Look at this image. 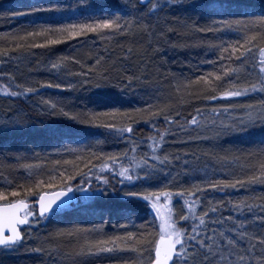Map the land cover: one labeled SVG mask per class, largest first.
Wrapping results in <instances>:
<instances>
[{
  "label": "trees",
  "instance_id": "obj_1",
  "mask_svg": "<svg viewBox=\"0 0 264 264\" xmlns=\"http://www.w3.org/2000/svg\"><path fill=\"white\" fill-rule=\"evenodd\" d=\"M49 3L60 7L51 11H30L32 8L46 7ZM134 8L142 9L138 0H0V56L26 59L31 69L46 65L49 61L58 65L66 80L73 85L66 91L45 82L41 85L35 82L33 92L49 95L48 105L50 101L56 107L42 111L29 110L24 106L21 95L9 94L10 91L20 92L10 82L15 78L11 76L12 69L18 68L0 64V89L5 85L9 89L0 92L8 100L23 105V122L35 128L32 132L0 134V189H5L8 184L13 187L30 186L27 179L29 174L42 173L34 178H42L50 187L42 184L40 188H33L31 193L23 192L22 188L16 189L20 193L18 198L25 199L29 209L34 212L32 205L39 197L36 193L61 190V182L67 183L66 176L69 174L74 175L71 183L78 184L80 176L74 172L78 168L80 172L91 169L93 186L104 188L112 196L106 200L98 197L90 199V206L84 205L87 199L77 198L71 205H79L77 208L39 219L40 226L36 229L28 226L31 230L23 235L21 245L28 244L10 257L27 256L30 262L36 260L43 264L46 260L48 264H84L86 260L81 259V246L86 249L85 239L89 238L82 230L74 229L73 222L77 217H73L101 205L105 208L104 217L87 214L89 218H96L94 227L99 228L101 233L98 240L109 237L119 239L109 240L105 245L112 251L97 253L99 257L90 256L91 259L85 264H146L148 255L127 247L130 238H126L124 233L134 232L138 237L140 233H145L144 239L151 240L152 234L159 232L157 209L154 213L152 207L155 197L151 200L142 198L151 193L145 187L136 185L134 191L141 192L142 197L121 196V180L125 181L126 178L119 173L123 167L130 168L133 174L130 161L133 145L136 151L144 149L148 151L145 155L151 156L149 138L159 140V133H165L159 145V149L164 147L160 156L163 157L166 150L168 153L165 155L180 157L179 161L171 160L166 164L164 172L156 175L151 182L158 184L156 188L160 190L164 187V173H172L170 188L178 189H168L170 199L161 196L156 201L159 215L167 209L164 200L171 205L179 203L186 210L184 201L187 200L193 205L200 204V209L206 211L207 199L214 197L216 203L213 207L218 210L204 219L213 229L223 231L231 228L233 220L223 223L231 216L234 219L247 217L252 225L249 232H264V228L258 227L259 221L253 222L254 216L264 212V184L257 182L247 187L221 190L220 187L211 188L204 183L205 180L218 183L224 179L242 178L241 173L252 175L253 170L258 174L260 163L264 160L258 152L259 148L264 147V127L257 123L247 131L235 130L237 134L228 135V132H224L220 134L221 137L217 135L212 138L185 123L196 115L197 109L205 113L210 103L224 101L226 97H219V91L231 90L236 81H244L247 70L253 71V63L259 65L258 51L264 48V27L260 26L258 18L264 16V0H169L168 7L151 18L156 20V24L151 23L154 29L151 35L143 24L137 26L135 23L126 32L101 27L93 32L80 27L82 24H94L96 20L115 19L116 16H121L119 23L124 24L135 20L138 13L128 11ZM221 20L228 21L230 27L214 24V21ZM254 20L257 21L255 25L251 23ZM49 25L53 29L65 26V31L46 33L45 36L26 35L39 33ZM71 25L76 27L73 29ZM201 28L211 31H200ZM73 31L82 34L69 35ZM48 36L59 42L44 43ZM221 46L227 51H221ZM232 48H236L235 54ZM246 48L254 53V57L240 55ZM217 57L226 59L221 61ZM224 68L229 69V83H224L227 79ZM206 73L209 74L207 82L196 79ZM217 76L220 80H217ZM209 84L222 86L219 91H213ZM208 94L218 98L205 99ZM240 96H247L250 100L248 104L264 98L250 91ZM247 103L235 106L236 111L228 113L225 125L240 116V109ZM93 112L109 114L93 120ZM168 115L175 118V124L167 123L164 117ZM87 120L93 122L87 123ZM107 124L115 127L109 129ZM129 124L133 128L132 133L119 132L120 128H126ZM178 125L183 126L184 131ZM201 137L205 139L202 141ZM210 145L215 147L212 153ZM114 146L117 149L111 155L121 160V165L115 169L99 168ZM195 146L197 148L194 149ZM125 152L127 159H123ZM101 153L106 154L105 157L102 158ZM233 157L236 159L233 160ZM185 161H188L187 168L184 167ZM190 169L204 171L203 176L195 172L191 175ZM97 175H104L108 185L97 181ZM88 178L85 176V179ZM181 189L195 193L198 199L178 196ZM7 199L12 200L13 197L8 195ZM242 201L250 205L251 210L243 207L237 211L236 205ZM98 211L95 212L99 214ZM178 223L188 229L194 225L196 228L203 226H197L198 222H192L190 218ZM118 228L122 229V233L115 234ZM197 232L200 236L204 233L198 229ZM206 235L211 236L212 233ZM229 235L238 237L237 233L229 232ZM90 236L95 240L94 234ZM84 255L87 256L86 253Z\"/></svg>",
  "mask_w": 264,
  "mask_h": 264
},
{
  "label": "snow or ice",
  "instance_id": "obj_2",
  "mask_svg": "<svg viewBox=\"0 0 264 264\" xmlns=\"http://www.w3.org/2000/svg\"><path fill=\"white\" fill-rule=\"evenodd\" d=\"M174 2V0H173ZM138 3L144 9L141 11L140 8L128 9V11H135L138 13L135 20L126 21L124 24L119 23L121 20V16H116L115 19H102L96 20L94 24H82L80 27L82 29H87L88 31H96L97 27L101 28H111L116 29L118 31H128L129 28L135 23L137 26L143 24L144 28L148 31V34L151 35L154 32L151 25V18L153 16H158V14L165 10V8L169 5V0H138ZM60 6L58 4L49 3L46 7H36L32 8L31 12H41V11H51L53 9H58ZM123 11V10H122ZM259 24L261 27H264V16L258 18ZM221 24L223 26L230 27L228 21H214V24ZM235 23L239 24V21ZM253 25L257 23L256 20L251 21ZM74 29L76 26L71 25ZM247 30V29H246ZM63 32L65 31V26H57V28L53 29L51 25H49L46 29H43L39 33H26L27 36H45L46 33H54V32ZM200 31H211V29L201 28ZM80 32H71L69 35H81ZM59 41L56 39L50 38V36L46 37L44 43L46 44H54ZM247 42V37H246ZM227 43V42H225ZM255 45H253L254 47ZM221 51H227V48L221 46ZM232 53H236V48H232ZM260 53V63L259 65L253 63L252 70L255 71L256 68H259L258 72V80L253 83H248L243 89L236 88L235 85H232L235 90H223L219 91L218 86H213L209 84V87L213 89V91H219V97H237L242 94H247L249 91L252 93H259L262 97H264V48L259 49ZM7 54V53H5ZM254 57V53L250 49H244L243 52L240 53L241 56ZM218 59H223L222 57H217ZM222 66V64H221ZM53 68L58 67V65L53 64ZM224 75L227 79L224 83H229L231 81V77H228V68L223 69ZM208 75L204 74L203 76H197V80L208 81ZM217 80H220V77L217 76ZM87 83V81H84ZM54 87H61L60 84L53 85ZM72 84H67L66 87L71 88ZM23 88L21 92L10 91L9 94L11 96L24 95L29 92H33L32 88ZM0 91H9L8 85H5L3 89ZM218 97L216 95L208 94L205 96V99L214 100ZM49 104L52 108H55V104ZM145 107H148L147 105ZM229 109L236 111V109L232 108V105L229 104L223 107L224 112H228ZM116 111V109H113ZM217 110L213 109V113ZM241 115L236 119L230 121L227 125L221 122L219 127L216 126L215 121H206L203 118V113L197 109L196 115H193L190 120H186L185 123L188 125H195L197 128L202 131H214L215 135H219L222 132H230L233 130L239 131H247L250 127H255L257 123L260 126L264 127V98L256 101L252 104L246 105L244 108L240 109ZM67 114V113H66ZM109 113H97L93 112L92 117L93 120L100 115H108ZM155 115V113H152ZM200 117V119H198ZM75 118V117H74ZM164 119L169 123L175 124L176 120L172 115L165 116ZM93 120H87L85 122L92 123ZM210 125V126H208ZM107 128L113 129L115 126L113 124H107ZM181 131H184L183 126L178 125ZM132 133L133 128L129 124L126 128H120L119 132ZM165 133H159V140L150 137L149 142L151 144L150 151L153 153L151 157L143 158L142 162L144 164V168H138L137 174H132L130 172V168L121 167L120 176L125 177L128 181L139 180L141 176L139 172H143V179L148 180L161 172H164L165 165L170 163L171 160L179 161V156L169 157L167 155L161 157L157 155V150L159 145L163 142ZM199 138V137H197ZM143 143V141H141ZM132 151H136V146L133 145ZM261 157H264V147L258 149ZM101 157H105L106 154L101 153ZM250 155H254V153H250ZM123 159H127V152L124 153ZM227 159V157H225ZM233 160L236 158L233 157ZM117 165H121V160H118L115 155H107V159L104 160L103 163L99 164V168L115 169ZM188 161L184 162V167L187 168ZM26 167H31L30 165H26ZM94 167H96L94 165ZM131 167V166H130ZM75 175L80 176V181L78 184H72L71 182L74 179L73 174H69L66 176L67 183H64L63 180L61 182V190L52 193L51 198L46 199L49 195L47 192H37L36 194L39 196L38 205H39V214L38 218L34 221H29L28 217L34 216V212L30 209H27L25 199L18 198L20 193L16 190L17 188H22L23 192L31 193L33 188H40L42 184L45 187H50L51 185L45 184L42 178H34V176L39 177L42 173H30L27 179L30 181V186H22L16 185L13 187L11 184H8L5 189H0V246H3L6 249H13L17 247L23 239L21 231L18 230L17 225H25L29 226L32 223H39V219H42L47 214L49 217L59 215L61 211H63L66 207H68L74 199L83 198V199H93L99 197L101 195H106L104 188L99 186H93V181L91 176L93 172L91 169H88L86 172H80L79 169H74ZM167 175V173H164ZM85 176L89 177L85 179ZM242 178H233L231 180H220L218 183H213L211 180H205L204 183L211 188L220 187L221 190L227 187H247L252 184H256L257 182L264 184V160L261 161L259 166L258 174H256L255 170H253L252 175H244L241 173ZM96 180L102 182L105 186L108 185V180L104 175H97ZM124 183V180H121V184ZM170 183V182H169ZM11 189V191H8ZM200 191V189H197ZM76 194H80L79 197ZM10 195L13 197L12 200H8L7 196ZM125 196L129 197H142V193L139 191L134 192H126ZM170 192L167 186L163 187L160 190H156L152 192L148 196H143L142 198L146 200H151L155 197L153 201L152 207L157 209V215H159V208L156 203L161 196L165 199H170ZM178 196H193L196 197L195 193L179 190L177 193ZM221 203V202H217ZM184 204L187 205V211L184 214H176L164 217L160 224L161 231L152 234L151 240H145V233H140V236H137V233L134 232H125L124 236L126 238H130L127 247L132 248L135 251H139L140 253H146L148 255V264H264V232H249L248 229L252 227L249 223L247 217L244 219H234L233 217H228L223 221V223H227L228 220H233V225L229 229H225L221 231L219 228L212 230L211 236L201 237L197 232L196 226H192L191 230L188 228H182L178 221H187L189 217L195 221L196 211L194 210V205L192 202L185 200ZM35 207V205H33ZM243 207H248L251 210L250 205H246L243 201L236 205L237 211H239ZM21 209H24L23 214H21ZM218 209L214 207H210L208 212H216ZM183 211V210H182ZM206 213H202L199 219V224L204 225V216H207ZM171 221V223H169ZM259 221L258 227L264 228V212L258 213L253 217V222ZM216 223H220V221H215ZM88 229H84V235L87 237L89 234ZM6 232L8 234H6ZM231 233H237L238 237H233L229 235ZM159 237L156 239V237ZM119 239V237H109L106 240H88L85 239V244L87 245L86 249L82 245L81 246V254H87L88 256H93L97 253L104 251H112V248L105 247L108 244L109 240ZM37 251H44L43 249H37ZM154 251V258L152 256V252ZM55 264V262H54ZM75 264V262H73Z\"/></svg>",
  "mask_w": 264,
  "mask_h": 264
},
{
  "label": "rangeland",
  "instance_id": "obj_3",
  "mask_svg": "<svg viewBox=\"0 0 264 264\" xmlns=\"http://www.w3.org/2000/svg\"><path fill=\"white\" fill-rule=\"evenodd\" d=\"M122 1V0H121ZM142 11L144 10L143 8L141 9ZM151 23L154 25L156 24V20H151ZM259 53V51H258ZM258 61L260 63V53L258 56ZM253 61H255V59H253ZM0 63H4L6 65H11V66H15L18 68L17 69H12V73L11 76L14 79H10L11 84L13 85V87H16L19 89V91L21 92L23 90L22 87L24 88H32L34 87L35 82H38V84L40 83H47V84H51V85H56V84H60L61 87H59V90H61L62 88H65L64 90H70L71 88L66 87L67 84H69V81L66 80L65 76L63 73H61V70L59 67L53 68L51 64V62L49 63V61L47 62L46 65H41V66H36L35 69H31L30 65H29V61L26 59H8L6 57L0 56ZM11 69V68H10ZM11 72V70H10ZM258 72H259V68L257 67L255 71H246L245 73V77H244V81H236L235 82V87L236 88H240L243 89L248 83H253L256 82L258 80ZM237 83V85H236ZM43 85V84H42ZM57 88V87H56ZM68 88V89H67ZM63 90V89H62ZM231 90H235L233 87H231ZM251 92V91H250ZM259 94V93H257ZM21 98L24 106H26L29 110L32 109L34 111H42L43 109H50L51 105H48V99L50 98L49 95L46 96L45 93H35V92H29L26 93L24 95H21ZM248 100L247 96H237V97H226V99L222 102L219 103H210L207 107V111L205 113H203V118L206 121H215V124L217 127H219L221 125V122H223L224 124H226L225 121L227 118L228 113H230L231 111H233L232 109H229L228 112H224L223 111V107L227 106L229 104L232 105V108L235 109V106L237 107L238 105H242L244 103H247ZM253 103V102H250ZM248 104V103H247ZM213 109H216L217 111L215 113H213ZM52 110V109H51ZM25 118L24 113H23V105L20 103H14L13 101L8 100V98L4 97L2 95V93L0 92V134L5 133V132H11V133H18V132H24V131H28V130H35V128L27 125L25 122H23V119ZM198 119H200V117H198ZM168 124H170L169 122H167ZM188 127L190 128H194V129H199L197 128L195 125H188ZM210 126V125H208ZM201 130V129H199ZM202 132V130H201ZM224 132L220 133L223 134ZM205 135H209L210 137L212 136L215 137L217 135L214 134V131H204ZM220 134L218 135V137H221ZM228 134H237L235 132V130L230 131L227 133ZM215 138V141L218 140ZM224 138V137H222ZM205 138L201 137V140L203 141ZM143 144V143H141ZM140 146V145H139ZM216 146V145H215ZM143 147V146H140ZM214 146L210 145L211 148V153L214 151V149H212ZM160 148V146H159ZM157 150V155H160V152L164 151V147H162L161 149ZM197 148V146L194 147V149ZM215 148V147H214ZM116 146L110 148V152L109 154H111L113 151H116ZM150 151V150H149ZM148 151L144 150V149H139V151H135L132 153V156H130V161L133 164V174H137V169L138 168H144V164L142 162L143 158L145 157V154H147ZM168 152L165 150L164 152V156L165 154H167ZM108 154V155H109ZM153 155V154H152ZM151 155V156H152ZM151 156H147V157H151ZM162 157V156H161ZM191 175H193V173L195 172V174H198L199 176H203V172L202 170H193L190 169ZM139 175L141 176V179L139 180H133V181H128L127 179H125L124 183H123V187L121 190V196L123 197H127L124 195V193L126 192H134V190H136V186H139L141 188H146L147 192H154L157 190V186L158 184H154L151 183L154 179H148V180H144L143 179V172H139ZM173 174L172 173H168L167 175H164L165 177L162 179V186L164 185L167 186L168 189H171L170 186L171 184L169 183L171 180V176ZM195 176V175H194ZM157 177V176H155ZM169 177V178H168ZM167 178V179H166ZM166 179V180H165ZM136 185V186H135ZM160 186V187H162ZM176 188V187H175ZM149 189V191H148ZM144 190V189H143ZM173 191L178 190V189H171ZM112 197L111 195H101L98 197V199H103L106 200L107 198ZM85 200V199H84ZM90 199H87V201L89 202ZM207 204H205V209L201 210L200 209V204H195L194 205V210L196 211V217L197 219L195 221H193V219L191 217H189L192 222H198L196 225L199 226V219L201 217L202 213H208L207 215H213L212 212H208V209L210 207L214 206V203H216L215 198L214 197H209L207 199ZM85 202L84 205H91V202ZM167 209L163 210V212L160 215H157V219L159 220V231H161L162 229L160 228V224L162 222V219L164 217L170 216V215H176V214H184V212H186L187 210L185 209V206L183 205H178L179 203H176L174 205L169 204V202H167V200H164ZM75 203V202H74ZM79 205L73 206V207H69L65 210H73L75 208H77ZM187 206V205H186ZM163 208V206H162ZM183 210V211H182ZM160 211V210H159ZM153 212L155 213V209L153 208ZM35 214V213H34ZM97 215L96 212L90 214L91 217H95ZM35 219H37V217L34 216H30L28 217L29 221H34ZM96 218H89L88 216H80L78 218H76L73 222V224L75 225L74 229H80L83 230L84 229H88L89 234L87 235L89 240H93L91 239L92 236H90V234H94V238L95 240L100 239L101 233L99 228H95L94 226L96 225L95 220ZM203 219H206V216L203 217ZM40 222V221H39ZM95 222V223H94ZM181 222V221H178ZM169 223H171V221H169ZM40 223H32L30 226H32L31 229H36L38 228L40 225ZM30 228H26L23 230V235H26V232H29L31 230ZM198 230H203L204 233L201 235V237L206 236V234L209 232L212 233L213 226L210 224H206L205 220H204V225L197 228ZM122 230V229H121ZM191 230V228L189 229ZM159 238V237H158ZM157 238V239H158ZM28 243H25L23 245H18L17 247L10 249V250H0V264H43V262H39L36 260H31L28 259L27 256H17V257H9L11 255H13L16 252L22 251L23 246H25ZM28 251V250H27ZM27 251H23V253H28ZM6 255V256H5ZM152 256L154 258L153 252H152ZM86 261H83L84 264L89 261L91 258L90 256H86V255H82L81 259H84ZM76 259H80V257H76ZM45 264H48V261H44Z\"/></svg>",
  "mask_w": 264,
  "mask_h": 264
},
{
  "label": "bare ground",
  "instance_id": "obj_4",
  "mask_svg": "<svg viewBox=\"0 0 264 264\" xmlns=\"http://www.w3.org/2000/svg\"><path fill=\"white\" fill-rule=\"evenodd\" d=\"M8 59H10V58H8ZM0 64H2V65H6V64H4V63H0ZM8 66V65H7ZM28 132H32V131H28ZM148 191H149V189H148ZM149 193V192H148ZM151 193V192H150ZM104 204H102V206H103ZM105 207V206H104ZM104 209L105 208H103V207H101V205H97V206H95L94 208H92L90 211H84V212H82L81 214L79 213V214H75L74 215V217L73 218H78L79 216H87V214H92V213H94L96 210H100V211H98V212H100L99 214L97 213V215H99L101 218L102 217H104ZM106 214V213H105ZM96 215V216H97ZM120 233H122V231H121V228H118L117 230H116V233L115 234H120ZM88 256V255H87ZM95 257H99V254H95L94 255ZM10 257V256H9ZM122 258V257H121ZM100 259V258H99ZM148 261V260H147ZM146 264H148V262L146 263Z\"/></svg>",
  "mask_w": 264,
  "mask_h": 264
},
{
  "label": "water",
  "instance_id": "obj_5",
  "mask_svg": "<svg viewBox=\"0 0 264 264\" xmlns=\"http://www.w3.org/2000/svg\"><path fill=\"white\" fill-rule=\"evenodd\" d=\"M58 191H60V190H58ZM54 192H57V191H54ZM54 192H50V193H48L49 195L46 197V199H49V198H51V196H52V193H54ZM38 200H39V197L37 198V200L35 201V203H34V205H35V209H36V216L38 217V214H39V211H40V209H39V205H38ZM74 201V200H73ZM72 201V202H73ZM72 204V203H71ZM70 204V205H71ZM26 205H27V209L29 208V204L28 203H26ZM69 205V206H70ZM23 211H24V209H21V214H23ZM47 215V214H46ZM45 215V216H46ZM25 226H27V224H25V225H17V227H18V230L20 231V229L22 228V227H25ZM6 234H8L7 232H6ZM2 248H4L3 246H0V249H2Z\"/></svg>",
  "mask_w": 264,
  "mask_h": 264
}]
</instances>
